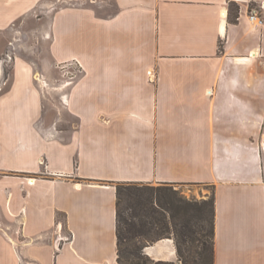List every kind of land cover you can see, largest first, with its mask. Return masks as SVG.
Returning <instances> with one entry per match:
<instances>
[{
    "label": "crops",
    "instance_id": "obj_1",
    "mask_svg": "<svg viewBox=\"0 0 264 264\" xmlns=\"http://www.w3.org/2000/svg\"><path fill=\"white\" fill-rule=\"evenodd\" d=\"M49 2V55L76 61L81 74L64 91L70 116H10L16 58L0 89V261L117 264L115 184L141 182L213 186V264H264V0H112L107 15ZM35 3L0 0V55L20 30V10ZM133 22L148 25L140 56L151 75L139 82L136 67L117 66L137 51L117 46L119 26ZM86 36L95 45L71 51ZM175 57L199 78L193 115L167 116L157 104L173 99L163 66ZM107 69L125 75L122 106L86 109L87 78L99 83ZM143 252L178 261L173 238Z\"/></svg>",
    "mask_w": 264,
    "mask_h": 264
},
{
    "label": "rangeland",
    "instance_id": "obj_2",
    "mask_svg": "<svg viewBox=\"0 0 264 264\" xmlns=\"http://www.w3.org/2000/svg\"><path fill=\"white\" fill-rule=\"evenodd\" d=\"M56 2L57 6L92 5L101 15L111 14L115 11L112 0H56ZM50 6L49 0H36L32 8L20 10V33H16L15 35L17 38H20V41L14 43L18 44L15 56L18 68L16 69L14 78L17 85L14 86V93H10V95L8 94L4 97L5 105L11 112L10 116H70L64 105V91L67 89L66 86L70 85L71 82L80 76L81 67L76 61L55 62L50 57L48 52V20L54 9V6ZM253 6L256 7L257 4L254 3ZM256 9L259 12L262 10L261 7ZM22 20L24 21L23 25H21ZM121 25H123V22ZM124 27L128 29L119 26L120 31L116 33L117 46L123 50L126 49V51L129 48L135 47L137 51L135 54L133 53L135 56L122 57L121 59H125V62H121L120 60L117 66L122 70L126 66L127 68L136 67L134 75L137 78V82H139L141 78L144 80L143 78L146 76L143 70L146 60L145 58H141L140 54L143 51L142 46H145L146 38L144 33L148 30V25H145L143 22L141 24L133 22ZM81 33L84 34L83 30ZM87 38L88 36L85 37V41L80 39L72 41L70 43L72 50L68 49L71 51L75 49V51L81 50L83 43L89 44ZM90 39L91 43L89 45H95L92 42L93 38ZM9 50L14 56L12 48ZM178 59V57L170 59L163 66V69L165 67L163 71L166 73L165 81H173L172 85L176 88V91L172 90L173 99L167 98L165 101L160 97V103H157L160 111L164 112L167 116L193 115L192 109L196 108V98L200 93L195 85L199 78L193 71L185 69L187 68V63H182L181 65L177 63ZM12 66V61L5 65L6 77L7 75L9 77L7 84L3 81L4 83L0 86V89L3 88L2 95L9 88ZM106 66L110 67L107 64ZM167 66L168 68H166ZM109 72L110 70L107 69L101 74L99 83L93 75L87 78L88 85L86 86L85 94L86 109H98L102 113H112L114 109L122 106L121 101L125 98L124 96L128 91L123 89L118 90V86H123L127 82L125 75L123 73L113 74V72ZM204 74L201 76L204 77ZM148 75H151V73H148ZM203 77L200 78L204 80L207 77L206 74L205 78ZM113 92H116L117 95L113 96ZM118 92H120L119 95ZM39 101L40 103L38 104ZM259 142L264 163V123L259 136ZM174 188L178 189L184 197L198 200L211 197L214 194L213 186L207 184H174ZM0 264L10 263L3 260L0 261ZM174 264H183V262L178 259Z\"/></svg>",
    "mask_w": 264,
    "mask_h": 264
},
{
    "label": "trees",
    "instance_id": "obj_3",
    "mask_svg": "<svg viewBox=\"0 0 264 264\" xmlns=\"http://www.w3.org/2000/svg\"><path fill=\"white\" fill-rule=\"evenodd\" d=\"M117 264H174L144 254L145 246L173 238L183 264H213L214 195L184 197L174 184L117 182Z\"/></svg>",
    "mask_w": 264,
    "mask_h": 264
},
{
    "label": "flooded vegetation",
    "instance_id": "obj_4",
    "mask_svg": "<svg viewBox=\"0 0 264 264\" xmlns=\"http://www.w3.org/2000/svg\"><path fill=\"white\" fill-rule=\"evenodd\" d=\"M17 34L20 33V30H15ZM20 41V38H17L16 36H14L9 42H8V46L5 50V52L0 55V68H2V76H3V81L6 82L7 84V80H8V75L6 77V73H5V65H7L10 61L14 62L13 59H15L16 53H17V45L14 44L15 42ZM10 48H12L14 56L12 55V53H10ZM12 69V68H11ZM3 82V83H4Z\"/></svg>",
    "mask_w": 264,
    "mask_h": 264
},
{
    "label": "built area",
    "instance_id": "obj_5",
    "mask_svg": "<svg viewBox=\"0 0 264 264\" xmlns=\"http://www.w3.org/2000/svg\"><path fill=\"white\" fill-rule=\"evenodd\" d=\"M249 17L251 20L255 21L256 23H260L262 21L261 18L257 15L256 10H252V13L249 14Z\"/></svg>",
    "mask_w": 264,
    "mask_h": 264
},
{
    "label": "water",
    "instance_id": "obj_6",
    "mask_svg": "<svg viewBox=\"0 0 264 264\" xmlns=\"http://www.w3.org/2000/svg\"><path fill=\"white\" fill-rule=\"evenodd\" d=\"M2 68H0V85L3 83Z\"/></svg>",
    "mask_w": 264,
    "mask_h": 264
},
{
    "label": "bare ground",
    "instance_id": "obj_7",
    "mask_svg": "<svg viewBox=\"0 0 264 264\" xmlns=\"http://www.w3.org/2000/svg\"><path fill=\"white\" fill-rule=\"evenodd\" d=\"M30 180L32 181V178H30Z\"/></svg>",
    "mask_w": 264,
    "mask_h": 264
}]
</instances>
